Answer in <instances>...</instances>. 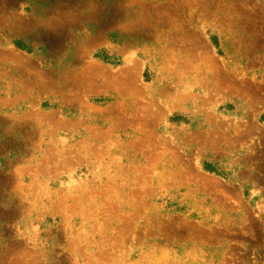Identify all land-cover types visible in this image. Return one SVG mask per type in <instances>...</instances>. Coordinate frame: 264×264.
Segmentation results:
<instances>
[{
    "label": "rangeland",
    "instance_id": "obj_1",
    "mask_svg": "<svg viewBox=\"0 0 264 264\" xmlns=\"http://www.w3.org/2000/svg\"><path fill=\"white\" fill-rule=\"evenodd\" d=\"M0 264H264V0H0Z\"/></svg>",
    "mask_w": 264,
    "mask_h": 264
},
{
    "label": "crops",
    "instance_id": "obj_2",
    "mask_svg": "<svg viewBox=\"0 0 264 264\" xmlns=\"http://www.w3.org/2000/svg\"><path fill=\"white\" fill-rule=\"evenodd\" d=\"M54 47H58V45H59V43H55L54 41L51 43ZM230 189H232V188H230ZM193 199H195V196L194 197H192ZM202 202H204V199H202ZM206 202H204V204H205ZM196 204H198V203H196ZM199 205V204H198Z\"/></svg>",
    "mask_w": 264,
    "mask_h": 264
}]
</instances>
